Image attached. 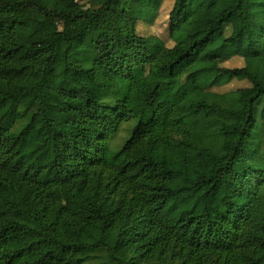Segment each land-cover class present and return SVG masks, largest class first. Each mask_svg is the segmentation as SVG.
I'll use <instances>...</instances> for the list:
<instances>
[{
    "label": "trees",
    "instance_id": "trees-1",
    "mask_svg": "<svg viewBox=\"0 0 264 264\" xmlns=\"http://www.w3.org/2000/svg\"><path fill=\"white\" fill-rule=\"evenodd\" d=\"M263 58L264 0H0V264H264Z\"/></svg>",
    "mask_w": 264,
    "mask_h": 264
},
{
    "label": "rangeland",
    "instance_id": "rangeland-1",
    "mask_svg": "<svg viewBox=\"0 0 264 264\" xmlns=\"http://www.w3.org/2000/svg\"><path fill=\"white\" fill-rule=\"evenodd\" d=\"M261 73H262V78L264 79V58L262 60ZM168 97H174V95L167 96V94H165L163 96L158 97L155 102V105H160L164 103V101ZM48 99H49L48 110H47L48 116L54 119L55 128L58 132H60L61 134L67 133V129L65 127V117L62 112V107H65L67 104L62 99H60L59 96L53 93L48 94ZM114 150L117 151L118 147H116Z\"/></svg>",
    "mask_w": 264,
    "mask_h": 264
}]
</instances>
